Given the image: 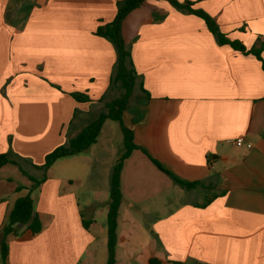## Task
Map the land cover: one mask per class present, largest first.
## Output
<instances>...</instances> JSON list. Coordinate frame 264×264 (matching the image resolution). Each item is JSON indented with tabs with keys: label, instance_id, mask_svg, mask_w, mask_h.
Masks as SVG:
<instances>
[{
	"label": "crops",
	"instance_id": "0c3cea01",
	"mask_svg": "<svg viewBox=\"0 0 264 264\" xmlns=\"http://www.w3.org/2000/svg\"><path fill=\"white\" fill-rule=\"evenodd\" d=\"M120 1L0 0V154L9 153L16 164L0 168V242L14 202L31 186L28 177H45L34 202L42 229L33 235L21 226L17 236L4 238L7 264H92L96 255L90 250L96 222L81 214L70 177L52 171L56 163L71 165L80 157L79 174L101 179L94 149L110 120L85 153L58 160L45 173L36 167L93 123L114 100L109 95L121 89L111 83L115 50L95 35L114 20ZM174 1L194 3L228 40L264 51V0ZM121 35L130 45L138 92L137 107H126L122 121L137 149L120 172L115 264H148L150 258L161 264H264L261 62L218 45L201 19L167 1L146 0L133 9ZM72 93L90 102L77 103ZM239 137L243 146L229 143ZM123 152L124 145L109 167L100 160L104 182ZM151 159L199 185L189 190L175 185ZM14 177L24 178V185ZM176 187L177 203L164 204L159 213L152 202ZM124 209L137 210L140 221L149 219L143 251L131 249L139 238L129 235L120 240L126 250L117 252Z\"/></svg>",
	"mask_w": 264,
	"mask_h": 264
},
{
	"label": "trees",
	"instance_id": "16d2710c",
	"mask_svg": "<svg viewBox=\"0 0 264 264\" xmlns=\"http://www.w3.org/2000/svg\"><path fill=\"white\" fill-rule=\"evenodd\" d=\"M144 1L146 0H122L118 2L117 13L114 20L109 24L99 26L95 32V35L109 41L115 50L116 61L112 70L111 83H118L123 90V93L119 98L106 103L104 105L105 111L102 112L93 123L82 128L73 138L68 140L66 145L56 147L48 153L44 157L43 164L36 167L45 173L56 161L85 153L93 144L96 143L101 127L106 120L114 121L119 124L123 135L124 152L118 159L110 180L109 203L106 215V264H115L117 217L119 206L122 201V195L119 188L120 172L123 161L130 156L133 150L137 149L133 143L132 132L124 126L122 121V113L125 111L129 98L137 83L136 74L131 61L130 45L125 44L123 41L121 35V24L127 14H129L133 9L139 7ZM156 1H167L177 11L198 17L203 21L207 30L213 36L218 45H228L233 50L238 51L243 55L254 56L261 62L262 69L264 71V51L262 46H259L258 48L252 47L250 49H246L241 42L237 40H228L226 36L220 32L218 24L212 17L207 15L202 10L192 8L194 3H179L174 0ZM70 96L77 103L90 102V99L83 94L72 93ZM151 161L161 172L166 174L175 185L187 190L193 189L199 185L198 182H185L174 176L170 171L165 169L155 160L151 159ZM6 164L16 165L10 160L9 153L0 154V168ZM28 179L31 182L29 189L34 190L45 180V177H43L42 181L32 177H28ZM20 189L21 188H17V191ZM82 224L85 228H87L88 222L83 221ZM21 226H25L33 235L38 234L42 229L38 215L34 210V201L29 195L16 199L1 228L3 240L0 242V264H7L8 246L4 238L8 235L17 236L19 233L18 229ZM148 264H161V261L156 258H150L148 259ZM190 264L200 263L192 262Z\"/></svg>",
	"mask_w": 264,
	"mask_h": 264
},
{
	"label": "rangeland",
	"instance_id": "374dc122",
	"mask_svg": "<svg viewBox=\"0 0 264 264\" xmlns=\"http://www.w3.org/2000/svg\"><path fill=\"white\" fill-rule=\"evenodd\" d=\"M135 88L133 89V93L129 98L128 105L126 106L128 107L127 109L133 108L136 103H138V92L135 91ZM122 93V89H117L116 92L109 95V98H119ZM125 119L127 120V118ZM125 125L128 126V123H126ZM123 145L122 132L120 130L119 124L114 121H109L100 137L99 144L94 149L95 157L93 158V161L95 160L96 163V167L94 170L95 173H97L102 169L101 179H95V177L87 178L79 174L80 170L84 166L83 163L80 162V157L74 159L71 165H62L63 163H56L53 167L54 169L52 172H54L55 175L70 177V181L73 182L71 191L77 198V201L81 208V214L85 219H93L96 222V227H94L92 231L95 236H97V241L92 245L90 249L93 254L96 253V255L93 256V260H91L92 264H105L107 255V248L105 246V242L107 240L105 201H109L110 180L108 176V179L104 182L103 175L105 174V166L101 165L100 160L106 162V166L109 167L113 162V157L117 152H119L120 148ZM91 174L93 173L91 172ZM35 179L42 181L43 177L39 178L37 176V178ZM14 182L17 185H24L25 179L22 177H14ZM37 189L38 188L34 190L28 189V191L22 190V194L24 196L29 195L30 198L35 202ZM176 190H178V187L173 190H168L166 193L160 195L156 198V200L152 202L153 206L157 208V210L161 211L159 213L163 212L164 204H166V206H173L175 203H177L176 200L180 195L175 193ZM149 204L150 203L148 202L145 203L143 205L144 209H148L150 206ZM133 222H135V224ZM149 223V219L146 218L143 221L139 220V214L137 213V210L129 211L127 209H124L119 218V246L117 248V252L120 253L123 250H126L124 245H121L120 240L122 238H126L129 235L139 238L136 239L135 243L131 245V249L138 252L143 251L144 249L142 248V244L145 242L144 238L149 235L145 230L146 227L144 225H148ZM100 257H102V261ZM84 260H87L86 256Z\"/></svg>",
	"mask_w": 264,
	"mask_h": 264
},
{
	"label": "built area",
	"instance_id": "2783aa9c",
	"mask_svg": "<svg viewBox=\"0 0 264 264\" xmlns=\"http://www.w3.org/2000/svg\"><path fill=\"white\" fill-rule=\"evenodd\" d=\"M229 143H231V144H233V145H235L237 147H240V146H243L245 144V141H244V139L242 137H239V138H236L234 140L229 141ZM246 147L250 148L251 145L250 144H246Z\"/></svg>",
	"mask_w": 264,
	"mask_h": 264
}]
</instances>
